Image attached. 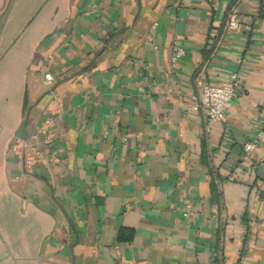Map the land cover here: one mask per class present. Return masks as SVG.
<instances>
[{
  "label": "crops",
  "instance_id": "0c3cea01",
  "mask_svg": "<svg viewBox=\"0 0 264 264\" xmlns=\"http://www.w3.org/2000/svg\"><path fill=\"white\" fill-rule=\"evenodd\" d=\"M262 125L264 0H0V264H264Z\"/></svg>",
  "mask_w": 264,
  "mask_h": 264
},
{
  "label": "built area",
  "instance_id": "2783aa9c",
  "mask_svg": "<svg viewBox=\"0 0 264 264\" xmlns=\"http://www.w3.org/2000/svg\"><path fill=\"white\" fill-rule=\"evenodd\" d=\"M239 26L238 15L233 13L227 23L228 29H237ZM186 50L179 44L175 47L172 57L174 62L185 56ZM240 86V73L237 70L232 71L229 76L220 84H204L200 83V92L195 96V104L191 107L194 110L203 109L208 117L213 121L226 122L227 113L233 104L236 91ZM51 120L47 119L40 127L41 132H47ZM264 137V125L256 132L251 139L245 142L243 151L245 159L259 147ZM37 141L27 144L28 148L23 157V167L26 171L31 172L38 161L40 154ZM17 153H21V146H16Z\"/></svg>",
  "mask_w": 264,
  "mask_h": 264
}]
</instances>
